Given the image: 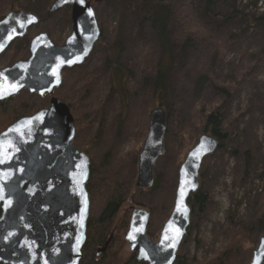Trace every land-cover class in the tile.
<instances>
[{
    "label": "rangeland",
    "instance_id": "1",
    "mask_svg": "<svg viewBox=\"0 0 264 264\" xmlns=\"http://www.w3.org/2000/svg\"><path fill=\"white\" fill-rule=\"evenodd\" d=\"M53 1L44 9V0H0V19L14 7L40 20L8 48L0 68L26 60L30 41L39 33L47 32L57 45L64 44L72 32L71 8L50 13ZM116 2L90 1L101 38L83 65L64 72L63 84L54 93L69 98L74 144L90 157V173L92 168L103 175L104 182L90 198V217H98L108 198L118 188L123 190L125 201L112 226L114 239L100 256L103 263L123 264L133 254L124 239L131 212L127 209L132 206L152 211L147 231L158 237L173 207L179 167L202 134L200 116L217 110L227 125L219 149L201 167L199 192L204 205L191 214L180 254L188 264H217L237 236L241 243L222 264H250L264 236V0H217L214 13L229 20L190 15L192 26L184 34L179 23L172 27L177 56L162 96L168 129L165 153L154 170L159 186L145 190L136 185L137 158L149 117L159 106L160 96L154 97L152 84L161 47L149 20L141 25L146 14L132 15L136 17H130L132 23L126 26ZM121 25L125 27L119 32ZM186 37L191 42L183 49ZM109 56L128 71L129 92L124 99L112 90L103 67ZM50 99L22 91L11 101L26 103L32 115L48 107ZM118 236L123 240H115Z\"/></svg>",
    "mask_w": 264,
    "mask_h": 264
},
{
    "label": "water",
    "instance_id": "2",
    "mask_svg": "<svg viewBox=\"0 0 264 264\" xmlns=\"http://www.w3.org/2000/svg\"><path fill=\"white\" fill-rule=\"evenodd\" d=\"M65 7L71 8L72 32L64 44L57 45L47 32L39 33L30 42L26 60L0 68L1 102L22 91L51 96L48 107L19 118L0 132V264H80L83 257L91 208L87 189L91 161L74 144L76 127L69 105L54 93L63 84L64 72L83 65L91 56L102 30L90 1L54 0L49 12ZM39 21L36 14L24 10H11L0 19V57ZM167 130V113L157 107L149 117L137 158V187L154 185L155 165L165 152ZM220 143L204 133L186 154L178 171L174 206L159 240L147 235L150 211L133 207L125 240L131 251H137L139 261L175 263L190 227L189 200L200 188L202 164ZM111 237L99 248L98 257L106 252ZM250 264H264V236Z\"/></svg>",
    "mask_w": 264,
    "mask_h": 264
},
{
    "label": "trees",
    "instance_id": "3",
    "mask_svg": "<svg viewBox=\"0 0 264 264\" xmlns=\"http://www.w3.org/2000/svg\"><path fill=\"white\" fill-rule=\"evenodd\" d=\"M90 1L94 3L97 0ZM50 2L51 0H44V2H41V5L44 9H46ZM216 3L217 0H117L115 3L114 6L116 10H120L119 12L124 16L123 23L126 26L132 23V19H130V17H136L132 15H137L142 12L147 16H145L144 20L141 22L142 27H144L145 22L149 20L148 25L151 26L153 31H155V37L161 47V53L155 67L154 81L152 85L154 88V97L157 98V93L160 96L158 99L159 106L164 107V100L162 96L166 86V76L175 62V56H177L175 49L176 44L173 41L172 27L175 23H179V27L183 29L181 34H184L185 30L190 29L189 27L192 26V19L190 15H195L197 17L200 16L201 18L214 17L217 20H229L230 18L227 15L214 13V6ZM12 10L17 9L13 7ZM34 11L36 12V8ZM37 12L39 13L40 11L38 10ZM124 27L125 26L121 25L120 28L117 29L121 32ZM119 37L120 34L117 36L118 40ZM190 42L191 37H186L185 40H183L182 48H187ZM103 67H106L108 70V77L111 81L112 90L124 99L129 92L127 83L128 71L116 62L115 56H109ZM147 81H149V79ZM144 85L146 86V84ZM74 95L75 93L73 96ZM123 99L122 101L124 106H127V103ZM64 100L70 107H72L68 97H64ZM31 110L32 108L27 106L26 103L15 104L11 101V99L3 102L0 101V132L5 130L19 118L31 115ZM199 121L201 124V133L212 134L219 140L222 139V131L227 124L224 122L217 110H213L205 116L201 115ZM102 182H104L103 175L100 176L99 172L91 168L90 178L87 183L90 198L94 189L100 186ZM158 186L159 178L157 177L155 178L152 189H155ZM118 190L119 191H115L108 198L104 210L98 217H90L87 228V240L83 247V257L80 264H104V258L98 257L97 252L99 248L103 247L112 236V226L115 221L116 214L124 204L125 198L122 195L123 190L122 188H118ZM190 204L193 208L192 213L195 212L197 208L201 209L204 205L203 195L199 191L196 194H193L190 198ZM147 233L149 235L148 231ZM150 237L154 238L153 236ZM112 239H114V236ZM115 240H123V238L118 236ZM241 240L242 239L237 236H234L232 243L229 244L224 251L227 253L225 256L226 259L225 257L218 258L219 263L217 264H222L225 260L229 262L230 257L233 255L234 247L238 248L237 245L239 242L241 243ZM180 258L183 259V263L181 264H188V260L185 256H180ZM221 259L223 261H221ZM123 264L147 263L139 261L136 254L133 253Z\"/></svg>",
    "mask_w": 264,
    "mask_h": 264
},
{
    "label": "flooded vegetation",
    "instance_id": "4",
    "mask_svg": "<svg viewBox=\"0 0 264 264\" xmlns=\"http://www.w3.org/2000/svg\"><path fill=\"white\" fill-rule=\"evenodd\" d=\"M26 35H27V34H26ZM26 35H25V36H26ZM30 42H31V41H30ZM6 52H7V51H6ZM6 52H5V53H6ZM5 53H4V54H5ZM4 54H3V55H4ZM3 55H2V56H3ZM2 56H1V57H2ZM1 57H0V59H1ZM6 67H7V66H6ZM2 68H3V67H2ZM152 187H153V186H152ZM152 187H151V188H152ZM149 189H150V188H149ZM144 190H145V189H144ZM194 194H196V193H194ZM192 196H193V195H192ZM192 196H191V197H192ZM189 205H190L191 209H193L192 206H191V204H190V200H189ZM173 206H174V203H173ZM138 207H139V206H138ZM140 207H144V206L141 205ZM132 209H133V206H132L130 209H127V211H131V212H132ZM172 209H173V207L171 208V211H170L169 215L171 214ZM147 210H148V209H147ZM149 211H150V214L152 215V211H151V210H149ZM131 212H130V217H131ZM191 214H192V211H191ZM168 217H169V216H168ZM167 219H168V218H167ZM129 224H130V218H129ZM129 224H128V229H129ZM190 224H191V223H190ZM163 225H164V224H163ZM162 227H163V226H162ZM128 229H127V231H128ZM189 229H190V227H189ZM189 229H188V232H189ZM161 230H162V228H161ZM161 230H160V232H161ZM127 231H126V232H127ZM188 232H187L186 236L188 235ZM125 235H126V233H125ZM125 235H124V239H125ZM147 235H148V233H147ZM159 235H160V233H159ZM159 235H158V237H154V238H151L149 235H148V236H149L152 240L157 241V240H159ZM186 236H185V238H186ZM111 238H113V233H112V237H111ZM125 241H126V240H125ZM126 242H127V241H126ZM182 243H183V241H182ZM181 245H182V244H181ZM128 246H129V245H128ZM180 247H181V246H180ZM130 251H131V250H130ZM132 252L135 253V254H136V257H137V251L135 250V251H132ZM180 256H182V255L180 254V249H179V251H178V255H177V259H176V261H175L174 264H181V263H183V259H181ZM143 262H144V261H143ZM147 264H148V263H147Z\"/></svg>",
    "mask_w": 264,
    "mask_h": 264
},
{
    "label": "snow or ice",
    "instance_id": "5",
    "mask_svg": "<svg viewBox=\"0 0 264 264\" xmlns=\"http://www.w3.org/2000/svg\"><path fill=\"white\" fill-rule=\"evenodd\" d=\"M81 2H82V0H81ZM89 15H92L91 11L89 12ZM69 63H71V61H69ZM15 87H16L15 85L12 86L13 90H15ZM201 147H204V146L201 145ZM205 150H207V149H205ZM184 194H185V192H184V188H183V185H182V188H181V196H183ZM178 209H179V204H178ZM130 238H134V237H130Z\"/></svg>",
    "mask_w": 264,
    "mask_h": 264
}]
</instances>
